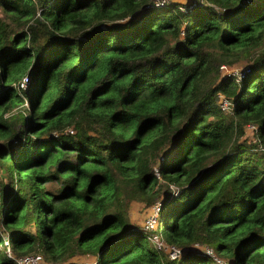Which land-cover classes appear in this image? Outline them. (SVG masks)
<instances>
[{
	"label": "trees",
	"instance_id": "obj_1",
	"mask_svg": "<svg viewBox=\"0 0 264 264\" xmlns=\"http://www.w3.org/2000/svg\"><path fill=\"white\" fill-rule=\"evenodd\" d=\"M259 147L264 0H0V264H264Z\"/></svg>",
	"mask_w": 264,
	"mask_h": 264
},
{
	"label": "built area",
	"instance_id": "obj_2",
	"mask_svg": "<svg viewBox=\"0 0 264 264\" xmlns=\"http://www.w3.org/2000/svg\"><path fill=\"white\" fill-rule=\"evenodd\" d=\"M221 67H224L223 65H221ZM25 83V77H22L21 80L19 81V85L22 87L24 86ZM227 101L225 99L221 100L220 105L222 107H226L227 106ZM249 127H252L251 124H246ZM261 149H263L264 147H259ZM159 206L160 203L159 202H154L150 205L149 207V213L147 214V216L145 217L144 221H143V227L144 229H154L156 224H158L159 222ZM162 238V237H161ZM148 239L151 241V243L153 245H155L156 247H162L163 246V241H161L156 233H151L148 236ZM168 252H169V256L171 258L176 257L179 254V249L175 248L174 246H169L167 248ZM5 252L7 255H11V250L8 247V245H6L5 248ZM15 261L16 264H43L42 261V256L40 253H29V254H22V255H18L15 257ZM93 264V263H90Z\"/></svg>",
	"mask_w": 264,
	"mask_h": 264
},
{
	"label": "rangeland",
	"instance_id": "obj_3",
	"mask_svg": "<svg viewBox=\"0 0 264 264\" xmlns=\"http://www.w3.org/2000/svg\"><path fill=\"white\" fill-rule=\"evenodd\" d=\"M177 1H181V2H185V1H188V0H177ZM221 69L222 70H224V71H227V72H236V69H237V67H231V68H225V67H221ZM222 73H226V72H222ZM26 104L25 103H23L22 104V106H25ZM18 108H16L15 107V109L14 110H17ZM5 115H6V113H5ZM252 125V124H251ZM255 129V127L252 125V127H249V126H247V125H245L244 126V128H243V134H242V136L243 137H245L247 140L248 139H253V133H252V131ZM259 150H263V149H261V148H258ZM56 156V154H54V157ZM54 157H53V159H54ZM150 206V205H149ZM149 206H147V205H143L142 203H132L131 204V206H130V208H129V215H130V217L133 219V220H137V221H139V223H141L142 224V227H143V221H144V219H145V217L147 216V214L149 213ZM144 228V227H143ZM155 228H157V230H155L156 231V235H157V237L162 241V234H161V232H160V230H161V227H159V226H155ZM163 233V232H162ZM151 242V241H150ZM155 246V245H154ZM156 247V246H155ZM85 260V261H88V262H90V263H93L94 264V262H93V260H94V258H92V257H87V258H82V257H74V258H71L70 260H73V261H79V260ZM42 263L43 264H51V263H49V262H46V261H42ZM53 264H64V263H60V262H54ZM65 264H67V263H65Z\"/></svg>",
	"mask_w": 264,
	"mask_h": 264
},
{
	"label": "crops",
	"instance_id": "obj_4",
	"mask_svg": "<svg viewBox=\"0 0 264 264\" xmlns=\"http://www.w3.org/2000/svg\"><path fill=\"white\" fill-rule=\"evenodd\" d=\"M51 264H53V263H51Z\"/></svg>",
	"mask_w": 264,
	"mask_h": 264
}]
</instances>
